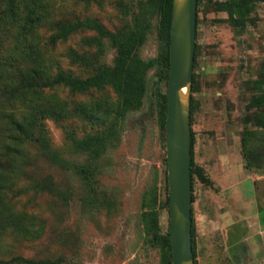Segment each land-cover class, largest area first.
Masks as SVG:
<instances>
[{
    "label": "rangeland",
    "instance_id": "obj_1",
    "mask_svg": "<svg viewBox=\"0 0 264 264\" xmlns=\"http://www.w3.org/2000/svg\"><path fill=\"white\" fill-rule=\"evenodd\" d=\"M32 4L36 19L29 34L31 54L41 63L43 79L57 71L84 78L93 69L75 60L92 59L110 66L113 51L105 47L94 55L83 39L94 36L79 30L64 41L49 44L54 25L94 19L108 31L126 29L144 0H19ZM4 5L0 1V7ZM252 24L234 32L225 13H214L202 3L198 8L189 126L192 162L202 168L210 186L192 181L191 227L196 264H264V129L252 123L244 105L258 93L254 83L264 78V3H257ZM156 21L136 55L153 58L160 51ZM5 48L10 47L8 41ZM8 49V48H7ZM91 61V60H89ZM140 109L125 116L116 146L93 165L87 186L76 172L86 157L75 152L70 137L81 138L112 122L115 96L109 88L84 94L57 86L32 92L16 114L27 113L36 102L49 115L37 114L27 129L42 136L49 149L67 162L68 171L52 167L34 143L18 144L4 166L0 185L2 216L0 261L14 257L55 264H158V251L145 242L143 213L154 205L159 233L168 228V197L164 180V133L156 122L151 78ZM160 88L165 90L164 82ZM6 111L11 108L2 105ZM102 115L105 123L88 113ZM27 126V125H26ZM253 137L241 146L244 130ZM33 180L51 179L65 196L22 192ZM19 264V263H12ZM24 264V263H20Z\"/></svg>",
    "mask_w": 264,
    "mask_h": 264
},
{
    "label": "trees",
    "instance_id": "obj_2",
    "mask_svg": "<svg viewBox=\"0 0 264 264\" xmlns=\"http://www.w3.org/2000/svg\"><path fill=\"white\" fill-rule=\"evenodd\" d=\"M0 185L2 183L3 169L15 149L21 141L34 143L38 146L41 154L52 167H60L68 171V164L56 153L49 149L47 141L42 136H33L28 126L34 123L37 114L49 115L50 111L40 109L36 102L28 109L27 113L16 114L19 106H24L26 101L31 102L28 96L32 92L41 89H51L57 86L66 88L70 93L84 94L91 90L102 91L109 88L115 96V111L112 113V122L101 131L82 136L81 138L70 137L72 148L75 152L85 155L86 165L76 168L78 174L83 175L84 183L89 186L93 178V164L104 157L105 153L116 146L119 140V131L122 123L130 113L136 112L142 105V100L147 92V73L154 71L152 82V99L156 110V122L164 133V119L166 113V82L168 76V39L171 16V0H144L136 4L137 11L133 16L132 23L126 29L108 31L94 19L76 20L72 23H59L54 25L55 32L48 38L49 44L64 41L71 34L79 30H87L94 33L93 37L83 39V44L95 49L94 55L103 54L105 47L113 51L110 66L95 65L92 59L83 56H75V60L82 65L93 69V73L84 78L74 77L68 72L57 71L52 77H41L42 65L31 54V41L28 37L32 31V22L37 18L34 6L19 0H0ZM204 3L214 13H225L226 18L217 19L218 23H227L234 32H241L246 24H252L251 16L257 3L264 0H196L195 29L199 6ZM156 21L155 33L160 46L157 56L143 60L136 55V51L146 41L150 29V21ZM8 41L10 47L5 48ZM91 60V61H89ZM194 60V50H193ZM164 82L165 90L162 92L160 82ZM192 84V75H191ZM258 93L251 96L244 105L250 112L242 118L244 127L252 123L256 128L264 129V78L254 83ZM191 90V87H190ZM11 108L6 111L2 105ZM190 105V98H189ZM190 110V106H189ZM93 120L105 123L109 117L108 111L99 115L94 111L88 113ZM27 125V126H26ZM253 137L252 131H243L240 142L243 149ZM192 146V135L190 134ZM190 146V187L195 178L199 183L210 186L211 182L205 176L201 167L192 162ZM165 158L163 164L165 165ZM164 180L166 181V170ZM90 187V186H89ZM21 191L46 193L59 199L65 196L52 183L51 179L33 180L30 185L22 187ZM192 203V195H191ZM168 209V197L165 200ZM0 207H2L0 201ZM191 216V210H190ZM146 222L144 233L145 242L149 247L158 251V264H170V241L169 228L164 234L159 233L157 213L154 205H149L143 213ZM6 220L2 216L0 208V228ZM191 233V252L193 264L195 263L194 241ZM55 264L50 261H32L14 257L8 261H0V264Z\"/></svg>",
    "mask_w": 264,
    "mask_h": 264
},
{
    "label": "water",
    "instance_id": "obj_3",
    "mask_svg": "<svg viewBox=\"0 0 264 264\" xmlns=\"http://www.w3.org/2000/svg\"><path fill=\"white\" fill-rule=\"evenodd\" d=\"M196 0H171L164 151L168 190L170 264H193L189 98Z\"/></svg>",
    "mask_w": 264,
    "mask_h": 264
}]
</instances>
